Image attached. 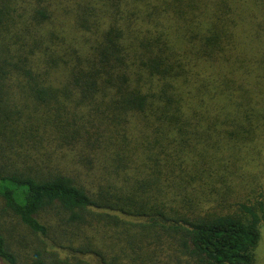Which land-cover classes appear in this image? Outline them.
<instances>
[{"label": "trees", "instance_id": "1", "mask_svg": "<svg viewBox=\"0 0 264 264\" xmlns=\"http://www.w3.org/2000/svg\"><path fill=\"white\" fill-rule=\"evenodd\" d=\"M0 215V264H257L264 0H0Z\"/></svg>", "mask_w": 264, "mask_h": 264}, {"label": "rangeland", "instance_id": "2", "mask_svg": "<svg viewBox=\"0 0 264 264\" xmlns=\"http://www.w3.org/2000/svg\"><path fill=\"white\" fill-rule=\"evenodd\" d=\"M0 228L3 232H9L10 229L15 230L17 234L12 235V240L16 243V249L21 255V260L27 255L29 250H24L21 245L25 244L24 239H28L32 241L28 235V233L21 227H17V222L13 221L9 218L3 217L0 215ZM15 228V229H14ZM16 236V237H15ZM257 264H264V223L261 229V241L256 253Z\"/></svg>", "mask_w": 264, "mask_h": 264}]
</instances>
